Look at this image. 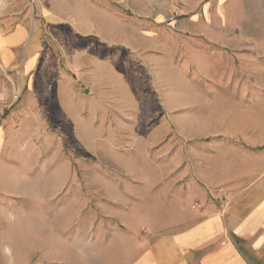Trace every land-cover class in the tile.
<instances>
[{"label": "rangeland", "instance_id": "1", "mask_svg": "<svg viewBox=\"0 0 264 264\" xmlns=\"http://www.w3.org/2000/svg\"><path fill=\"white\" fill-rule=\"evenodd\" d=\"M36 1L0 0V31L32 20L43 40L30 71L0 63V264H90L107 187L168 167L171 91L195 63L242 86L264 75V0H39L66 22Z\"/></svg>", "mask_w": 264, "mask_h": 264}, {"label": "crops", "instance_id": "2", "mask_svg": "<svg viewBox=\"0 0 264 264\" xmlns=\"http://www.w3.org/2000/svg\"><path fill=\"white\" fill-rule=\"evenodd\" d=\"M35 11L66 22V13L39 0ZM38 26L31 20L0 31L4 67L32 69L43 41ZM195 64L202 76L171 91L168 148L159 150L168 167L143 168L142 182L108 185L112 221L90 233V264H264V75L242 86L232 81L238 73H204ZM33 108H20L22 127ZM141 152L145 163L144 145Z\"/></svg>", "mask_w": 264, "mask_h": 264}]
</instances>
